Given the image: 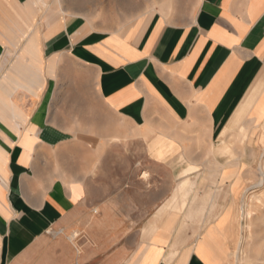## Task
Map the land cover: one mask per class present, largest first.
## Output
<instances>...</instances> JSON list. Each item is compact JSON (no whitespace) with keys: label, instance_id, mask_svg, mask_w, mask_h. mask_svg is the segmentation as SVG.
I'll use <instances>...</instances> for the list:
<instances>
[{"label":"crops","instance_id":"obj_1","mask_svg":"<svg viewBox=\"0 0 264 264\" xmlns=\"http://www.w3.org/2000/svg\"><path fill=\"white\" fill-rule=\"evenodd\" d=\"M41 1L0 0V264H227L224 214L238 201L264 125V0H192L181 19L155 12L112 33L78 17L56 28L51 0ZM32 17L37 32L22 41L34 35L38 48H8ZM20 52L21 72L13 67ZM62 59L79 69L71 88L85 77L102 120L112 114L134 129L151 166L173 169L174 155L195 142L214 155L198 163L196 195L165 215L144 247L128 246L125 211L95 201L86 183L54 176L66 135L49 107ZM239 137L241 150L231 149L244 157L215 156L226 148L221 139ZM180 174L175 192L188 179ZM177 196L184 201L183 193L170 200Z\"/></svg>","mask_w":264,"mask_h":264},{"label":"rangeland","instance_id":"obj_2","mask_svg":"<svg viewBox=\"0 0 264 264\" xmlns=\"http://www.w3.org/2000/svg\"><path fill=\"white\" fill-rule=\"evenodd\" d=\"M191 3L192 0H51L52 8H47L46 11L59 18L54 21L56 28L62 27L65 19L78 17L79 23L85 21L92 29L112 33L124 31L136 18L143 19L155 12L165 17L181 19L190 12ZM42 4H45V0L41 1ZM37 28L32 17L30 23L14 36L15 40L8 48L35 51L38 47L34 35L24 42L22 39L28 30L36 34ZM2 60L3 57L0 58V70ZM22 60L20 52L13 65L20 72L22 69L18 62ZM31 60L30 58L29 61ZM32 61L31 68H37V59ZM61 63L62 75L55 83L52 81L51 86L53 91L50 102L55 105H51L49 109L52 110L54 117L61 116V121L57 125L65 132L63 135H66V138L61 140L63 152L55 155V158H61L62 163L61 169H54V176L86 183L88 193L95 201L104 200L112 209L125 211L128 246L135 249L144 247L156 224L169 212H180L185 204L190 202L189 196L196 195L199 190L197 179L204 178V171L197 170L198 163L212 160L214 155L203 152L201 143L195 142L189 153L174 155L169 164L173 169L151 166L145 157L140 140L135 136L134 129L118 121L112 114L107 120L104 113L102 120L101 107L92 87L86 84L85 77L83 83L78 85V90L72 89L71 80L75 78V83L76 72L79 69L76 70L69 59H62ZM80 77L79 75L78 78ZM0 84L4 85L1 80ZM256 131L251 168L243 178L238 201L234 207H228L224 214L230 222L228 230L231 252L227 264H264V186L245 190L259 180L258 167L259 164L264 165V125ZM244 141L245 139L241 137L221 139L222 145L226 148L215 156H222L225 160H238L244 157L243 153L234 154L231 149V145H236L241 150ZM188 163H193L190 169L182 171V166ZM180 172L188 179L175 192L181 178ZM236 183H241L239 177ZM240 188L239 186V190ZM174 193L185 194L184 201L182 196H177L174 201L170 200ZM255 197H259L261 202H256ZM244 200H248L245 208H249L252 214L250 212L249 218L241 220L239 206ZM198 203L197 198L191 200L190 208H195ZM239 245L241 251L234 257L231 253L236 252Z\"/></svg>","mask_w":264,"mask_h":264},{"label":"bare ground","instance_id":"obj_3","mask_svg":"<svg viewBox=\"0 0 264 264\" xmlns=\"http://www.w3.org/2000/svg\"><path fill=\"white\" fill-rule=\"evenodd\" d=\"M260 155H261V153H260ZM258 164V163H257ZM259 166L260 167H258V174L260 173V178H259V180L256 182V183H254L253 185H251V186H249V187H246L245 188V190H248L249 188H251V187H263L264 186V165H262V164H259ZM259 170H260V172H259ZM245 192V191H244ZM243 194V193H242ZM255 200H256V202H258V203H260L261 202V199L259 198V197H255ZM240 201H242V199H240ZM247 201L248 200H244V202L239 206V217L241 218V220L242 219H244L245 217H247V218H249L250 217V209L249 208H245V206L247 205ZM239 204V203H238ZM238 209V208H237ZM251 214H252V212H251ZM232 218L234 219L235 218V215H234V211H232ZM244 221V220H243ZM232 227H233V220L231 221V229H232ZM245 228V227H244ZM249 229V228H248ZM240 230V229H239ZM231 231H233V230H231ZM251 232V231H250ZM76 235V234H75ZM241 235V234H240ZM239 237V236H238ZM241 238V237H240ZM240 241V240H239ZM237 242H238V240H237ZM236 244V243H235ZM255 245H257V244H255ZM248 246H249V244H248ZM252 247V246H251ZM236 248H238L237 249V251L236 252H234V253H231V255H233L234 257H236L237 255H238V253L241 251L240 249H241V247H240V245L239 246H237ZM235 250V249H234ZM251 252H253V251H251ZM241 257V256H240Z\"/></svg>","mask_w":264,"mask_h":264}]
</instances>
